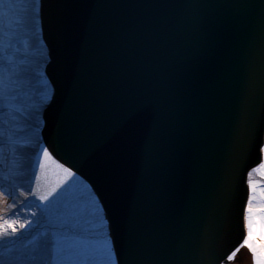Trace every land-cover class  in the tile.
Listing matches in <instances>:
<instances>
[{
  "label": "water",
  "instance_id": "95a60500",
  "mask_svg": "<svg viewBox=\"0 0 264 264\" xmlns=\"http://www.w3.org/2000/svg\"><path fill=\"white\" fill-rule=\"evenodd\" d=\"M41 16L42 134L96 190L118 264H220L261 160L264 0H41Z\"/></svg>",
  "mask_w": 264,
  "mask_h": 264
},
{
  "label": "bare ground",
  "instance_id": "6f19581e",
  "mask_svg": "<svg viewBox=\"0 0 264 264\" xmlns=\"http://www.w3.org/2000/svg\"><path fill=\"white\" fill-rule=\"evenodd\" d=\"M49 51L43 36L41 0H0V235L7 233L15 240L10 244L0 242V264L27 261L31 242L38 233H44L49 241L41 257L43 264H62L64 258L79 260L77 250L69 256L74 243L82 248L84 264H118L108 219L96 190L85 176L51 152L42 134L44 110L55 94L46 72ZM260 150L261 160L246 173L244 238L220 264H264V255L257 251L254 255L245 243L252 244L254 237L264 244L261 221L252 222L253 236L250 240L248 236L249 220L263 218L264 214V189H253L256 181L264 188V141ZM42 196L48 199L41 200ZM22 223L26 225L23 229L19 227ZM12 227L17 234L12 233ZM53 238L63 239L55 260L50 243Z\"/></svg>",
  "mask_w": 264,
  "mask_h": 264
},
{
  "label": "snow or ice",
  "instance_id": "6c2138e0",
  "mask_svg": "<svg viewBox=\"0 0 264 264\" xmlns=\"http://www.w3.org/2000/svg\"><path fill=\"white\" fill-rule=\"evenodd\" d=\"M44 155L45 156L48 155L47 150L44 151ZM65 171H67V169H65ZM68 175L71 176L72 173H68ZM0 189H3L2 183H0ZM4 191H5V194L9 196L12 195V193H8L6 190ZM48 195H51V193H49ZM46 199H48V196L41 197V200H46ZM13 203H14V200H13ZM262 220H264V218H262ZM5 223H7V221H5ZM28 223L31 224V221H29ZM19 227L23 229L26 227V225L22 223L19 225ZM12 233L17 234V229L15 227H12ZM260 234H261V237L264 238V223L260 225ZM248 236H249V240L253 236V225H252L251 219L249 220V224H248ZM44 237H45L44 233H38L37 236L33 238V241L31 242L32 248L28 250V259L27 261L23 262V264H43L41 257L43 256V253L45 252L46 247L49 244V241L45 239ZM62 240L63 239L61 238H53L50 242L52 252H53V260H55L56 254H58L61 250ZM0 242H2V244H10L11 242H15V240L12 238H9L7 233H4L3 235H0ZM245 243L247 244L249 248H252L253 254L255 255L256 249L251 245V243H249V241H245ZM2 244H0V246H2ZM232 258L233 257L230 256L229 260H231ZM258 264H259V261H258Z\"/></svg>",
  "mask_w": 264,
  "mask_h": 264
},
{
  "label": "rangeland",
  "instance_id": "374dc122",
  "mask_svg": "<svg viewBox=\"0 0 264 264\" xmlns=\"http://www.w3.org/2000/svg\"><path fill=\"white\" fill-rule=\"evenodd\" d=\"M41 79V78H40ZM39 79V81H41ZM43 93H44V89H43ZM41 95V94H40ZM261 175H263L264 176V171H262L261 172ZM64 183H65V181H64ZM264 185V184H263ZM257 187V189L258 188H260V189H262V191H263V186H262V182H258V181H256V183H253V189L254 188H256ZM261 191V190H260ZM263 205V204H262ZM22 206H24V204L22 205ZM259 209V208H258ZM261 209V208H260ZM260 209L258 210V212H257V214H260L259 212H260ZM253 213V212H252ZM253 215V214H252ZM254 216V215H253ZM257 216V215H256ZM261 216H263V218H264V214H262ZM1 220H3V218L1 219ZM255 220H258L259 222L261 221L262 223H264V220H262V217H260V218H258V217H256V219H255V217L251 220L252 222L253 221H255ZM7 221V220H6ZM255 249H256V251H257V253L259 254H261V255H264V244L263 243H258L257 241H256V238L254 239V237H253V241H252V244H251ZM75 243L74 244H72V248H73V252L69 255L70 257H72V256H74L73 254H75V250H77V252H78V256H79V260H78V258H75V259H73V258H64V259H61V261H63L62 262V264H84V261H82V259L85 257L83 254L84 253H81V251H82V248H80L79 247V245L78 246H76V247H78V248H75ZM53 255V254H52ZM68 257V256H67Z\"/></svg>",
  "mask_w": 264,
  "mask_h": 264
}]
</instances>
